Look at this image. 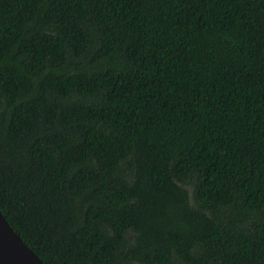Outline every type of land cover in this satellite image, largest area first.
Listing matches in <instances>:
<instances>
[{"label":"trees","instance_id":"obj_1","mask_svg":"<svg viewBox=\"0 0 264 264\" xmlns=\"http://www.w3.org/2000/svg\"><path fill=\"white\" fill-rule=\"evenodd\" d=\"M0 210L44 264H264V0H0Z\"/></svg>","mask_w":264,"mask_h":264},{"label":"water","instance_id":"obj_2","mask_svg":"<svg viewBox=\"0 0 264 264\" xmlns=\"http://www.w3.org/2000/svg\"><path fill=\"white\" fill-rule=\"evenodd\" d=\"M0 264H44L10 226L1 210Z\"/></svg>","mask_w":264,"mask_h":264}]
</instances>
